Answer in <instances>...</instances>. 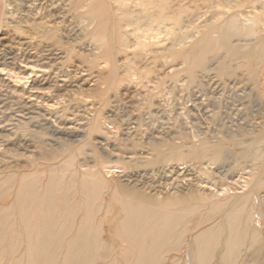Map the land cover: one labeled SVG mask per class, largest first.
I'll use <instances>...</instances> for the list:
<instances>
[{
    "label": "rangeland",
    "instance_id": "1",
    "mask_svg": "<svg viewBox=\"0 0 264 264\" xmlns=\"http://www.w3.org/2000/svg\"><path fill=\"white\" fill-rule=\"evenodd\" d=\"M40 2L0 0V264H126L122 173L183 210L147 264H264V0Z\"/></svg>",
    "mask_w": 264,
    "mask_h": 264
},
{
    "label": "bare ground",
    "instance_id": "2",
    "mask_svg": "<svg viewBox=\"0 0 264 264\" xmlns=\"http://www.w3.org/2000/svg\"><path fill=\"white\" fill-rule=\"evenodd\" d=\"M32 1L35 3L40 2V0H32ZM11 62L14 63V60H12ZM70 129H71L70 125L62 126V130L69 131ZM191 174L193 173L190 172L187 168L184 169L182 172L179 173V176L175 179L174 181L175 185L172 184V186L174 187L185 186L187 184V180L192 177V176L190 177ZM120 176H121V180L125 181L124 183H120L119 185L124 188V191L126 192L125 193L126 198L120 196L119 200L120 203H123L122 209L126 210V213L123 218L117 221L116 227L118 229L117 232L121 234L124 238L129 240L127 244V250L130 251V253L126 254V256L124 257V262L126 264H144L148 260H150L151 262L153 258L156 257V254L151 251L159 248L160 246L164 247L166 239L168 237L170 226H173V223L178 219V216L183 212V210H177L178 208H173L171 204H174V201H168V202L165 201L166 204H169L165 209L150 208L146 204L140 203L143 200H148L145 198H137L138 201L137 200L132 201L131 198L133 197L134 194L142 195L141 192L137 191L140 189L139 188L136 189L131 186H130L131 188L128 187L129 186L128 183H130V179H129L130 177L128 174L122 173L120 174ZM51 203L54 205V202ZM38 206H39L38 210L35 212L34 216L32 217H36L35 220L40 224V225H35L36 231L38 229V231L36 232V234H38L36 241L40 246V248H42L45 245V242H49L48 240H44L43 234L45 235V233H48V231L53 232V229L57 224V219L51 213L50 209L43 208L44 207L43 204L40 203ZM23 215L24 218L28 217L25 208ZM79 234H83V232L79 230L76 233V236L77 235L79 236ZM208 234H209L208 231L200 233L198 237V244H202L204 241L206 242V244H208V238H207ZM176 244L177 243L173 244L172 247L176 246ZM73 245L78 247V249L84 247V245L79 243V241H75V240L73 242ZM139 249L141 250V252L138 253ZM38 251H40V249H38ZM42 252L44 253L45 249ZM192 258L190 260L191 261L193 260L192 262L194 264H206L207 262V256L205 255L202 256L198 254L193 259ZM187 260L190 261L189 258Z\"/></svg>",
    "mask_w": 264,
    "mask_h": 264
}]
</instances>
